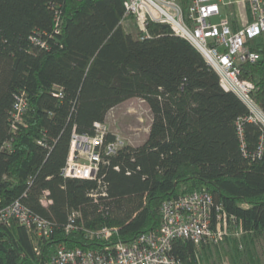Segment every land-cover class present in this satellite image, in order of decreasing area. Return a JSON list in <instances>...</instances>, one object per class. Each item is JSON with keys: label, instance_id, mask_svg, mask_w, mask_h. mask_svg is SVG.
I'll use <instances>...</instances> for the list:
<instances>
[{"label": "trees", "instance_id": "16d2710c", "mask_svg": "<svg viewBox=\"0 0 264 264\" xmlns=\"http://www.w3.org/2000/svg\"><path fill=\"white\" fill-rule=\"evenodd\" d=\"M133 23L125 0H0V212L18 201L53 227L45 239L0 220V264H47L59 245L132 243L161 229L166 200L204 189L224 240H175L176 263L264 264V128L169 23ZM249 49L261 59L239 63L240 78L264 113V33ZM133 98L152 112L145 142L102 153L95 180L64 177L74 133L95 136ZM116 139L109 131L105 144ZM103 228L117 231L87 235Z\"/></svg>", "mask_w": 264, "mask_h": 264}, {"label": "built area", "instance_id": "2783aa9c", "mask_svg": "<svg viewBox=\"0 0 264 264\" xmlns=\"http://www.w3.org/2000/svg\"><path fill=\"white\" fill-rule=\"evenodd\" d=\"M125 7L126 15L133 16L134 23L142 30H146L148 20L165 22L177 35L190 41L217 72L223 89L235 93L248 106L249 120L264 128V113L250 96L254 86L240 78L238 67L239 63H256L261 59L260 54L249 49V44L264 33V0H125ZM25 107L26 100L19 98L15 105L16 118ZM95 128V136L74 133L70 156L62 172L64 177L97 179L102 153L113 155L125 145L119 137L105 144L109 132L106 123H95ZM213 206V197L205 189L166 200L161 208L164 223L158 232L142 234L132 243L105 245L100 250L59 245L47 264H177L171 255L175 240L216 246L224 240L223 229L211 228ZM10 218L39 238L49 239L53 234L47 220L30 213L18 201L0 212V220ZM74 229L70 224L66 231ZM116 231L103 228L88 231L87 235L107 240Z\"/></svg>", "mask_w": 264, "mask_h": 264}, {"label": "rangeland", "instance_id": "374dc122", "mask_svg": "<svg viewBox=\"0 0 264 264\" xmlns=\"http://www.w3.org/2000/svg\"><path fill=\"white\" fill-rule=\"evenodd\" d=\"M135 26L133 23L132 27ZM151 122L152 112L148 104L140 98H133L108 113L106 126L124 144L138 146L147 139Z\"/></svg>", "mask_w": 264, "mask_h": 264}, {"label": "crops", "instance_id": "0c3cea01", "mask_svg": "<svg viewBox=\"0 0 264 264\" xmlns=\"http://www.w3.org/2000/svg\"><path fill=\"white\" fill-rule=\"evenodd\" d=\"M107 119V118H106ZM115 135V134H114Z\"/></svg>", "mask_w": 264, "mask_h": 264}]
</instances>
